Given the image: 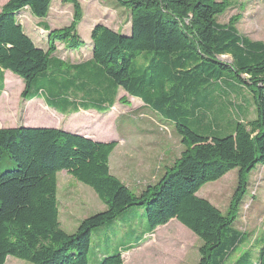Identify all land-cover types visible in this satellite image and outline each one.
<instances>
[{"label": "trees", "instance_id": "trees-1", "mask_svg": "<svg viewBox=\"0 0 264 264\" xmlns=\"http://www.w3.org/2000/svg\"><path fill=\"white\" fill-rule=\"evenodd\" d=\"M63 2L73 5L74 17L65 27L46 28V49L25 32L20 14L28 9L37 18H46L52 0H8L2 6L0 70L24 81L22 97L43 98L63 114L107 112L123 89L162 120L175 124L184 151L160 180L135 193L110 172L115 140L96 141L53 127H0V165L5 169L0 172V264L9 256L31 264H89L92 232L134 206L145 208L144 235L176 219L202 241L197 264H227L248 241L234 222L248 176L259 163L264 165V41L241 34L233 21L217 22V15L229 6L227 0H117L131 10L130 31L96 25L90 37L91 60L73 64L55 53L58 45L69 51L86 45L78 31L83 12L77 0ZM49 73V86L31 91L34 80ZM227 81L239 85L228 89L235 96L239 93L242 103L230 101L239 105L241 114L230 126L217 109L201 114L199 99L213 85ZM2 83L0 94L4 78ZM243 88L252 94L254 119L248 118L252 105L247 117L240 108L246 100L240 92ZM73 89L83 101L57 100L62 91L67 96ZM212 94L220 95L215 90ZM186 102L197 104L194 116L200 127L207 125L208 135L189 125ZM11 163L16 166L7 167ZM234 168L239 169L238 188L224 214L197 193ZM61 171L91 186L106 205L104 211L84 218L73 234L65 232L59 221ZM144 240L97 264H123L122 254ZM256 250V257L246 251L235 264H264V238Z\"/></svg>", "mask_w": 264, "mask_h": 264}, {"label": "rangeland", "instance_id": "rangeland-1", "mask_svg": "<svg viewBox=\"0 0 264 264\" xmlns=\"http://www.w3.org/2000/svg\"><path fill=\"white\" fill-rule=\"evenodd\" d=\"M7 1L0 0V9ZM77 1L83 12V18L78 27L83 40L90 39V28L96 24L105 25L115 31H130L131 10L119 6L117 0ZM227 2L229 6L223 13L217 15V22L229 24L233 21L241 34L253 40L264 41V0H227ZM29 15H23L21 19L25 31L39 46H46L48 34L46 28H62L71 24L74 8L72 4L64 3L63 0H52L50 15L46 19L37 18L33 14ZM57 54L59 59L60 56L64 57L70 63L91 58V54L85 50L76 54L71 52ZM3 72L0 70V87L4 77L7 78L8 86L0 97L1 126L39 123L55 127L68 123L71 127H77L90 136L116 138L117 145L110 158V170L131 187H139L145 181L153 179L158 168H163L167 164L173 165L184 151V145L174 123L165 122L151 109L145 107L141 101L132 98L122 90L115 105L108 112L96 114L97 110H81L61 117L52 109L49 110L43 100L25 101L22 97L24 85L18 79L19 77L16 78L17 76L11 71ZM49 72H53V65ZM51 78L50 73L40 75L34 80L31 91L42 85L49 86ZM228 86L234 88L239 85L232 81H227L226 84L217 83L208 89L209 94L200 95L199 99L201 114L208 109L210 111L217 109L216 112L222 114L225 125L230 126L235 117H241L238 108L242 103H240V94L237 93V96L230 94ZM214 90L219 91L220 95L212 94ZM240 92L243 99H246L240 107L243 115L248 116L247 108L252 105L248 118H256L252 94L244 88L240 89ZM63 93L57 98L61 100V103H63L62 100H70V98L83 101L82 94H76L75 90L67 93V96ZM224 93L225 96H223ZM230 101H235L239 105L237 107L231 105ZM214 104L215 107H213ZM183 106L189 111V125L197 133L208 135L207 125L200 127L197 115L194 116L199 110L197 104L193 106L192 102H186ZM15 166L11 163L7 167ZM3 170L5 169L0 165V172ZM238 174V168L230 170L220 179L205 184L197 195L209 200L224 214L228 213L238 188ZM57 178L59 221L65 232L73 234L84 218L104 211L106 205L91 186L78 181L65 171L59 172ZM247 185V192L238 207L234 227L241 231L248 241L237 250L227 264H235L246 251H253L256 257L258 241L264 238V165L259 163L251 172ZM146 227L145 208L134 206L119 215L117 219L95 229L92 232L88 254L89 264H97L103 257L135 245L136 241L142 238ZM191 232L178 220H171L158 228L140 249L131 252H134L132 264H197L200 259L199 248L202 241ZM5 264L31 263L9 256ZM123 264H131L128 252H124Z\"/></svg>", "mask_w": 264, "mask_h": 264}, {"label": "crops", "instance_id": "crops-1", "mask_svg": "<svg viewBox=\"0 0 264 264\" xmlns=\"http://www.w3.org/2000/svg\"><path fill=\"white\" fill-rule=\"evenodd\" d=\"M52 8V7H51ZM1 10V9H0ZM51 11V10H50ZM29 14H31V12L28 10V9H25V10H23L22 12H21V14L20 15H22V16H20V23L22 24V25H24L23 24V20H22V22H21V19H22V17H23V15H29ZM49 15H50V12H49ZM48 15V16H49ZM30 16V15H29ZM47 16V17H48ZM31 17V16H30ZM46 17V18H47ZM32 18V17H31ZM46 18H43V19H46ZM33 19V18H32ZM97 25V24H96ZM96 25H93L92 26V28H90V35H89V37H91V31H92V29L96 26ZM24 28H25V26H23ZM79 27V26H78ZM130 28H131V22H130ZM25 30V29H24ZM79 31V30H78ZM117 31V30H116ZM26 33H27V31H25ZM28 34V33H27ZM80 34V33H79ZM29 35V34H28ZM30 36V35H29ZM31 37V36H30ZM32 38V37H31ZM33 39V38H32ZM34 40V39H33ZM85 42H86V45L82 48V49H80V50H78V51H69V50H67L66 48H64L62 45H58V50H57V52L55 53V55L56 56H58V52H62V53H68V52H71V54H76V53H79V52H81V51H83V50H85L86 52H88L89 54H91V58H92V42H91V40L89 39V40H84ZM34 42H35V40H34ZM36 43V42H35ZM37 44V43H36ZM38 45V44H37ZM39 46V45H38ZM40 47H43V48H47V45L46 46H40ZM64 51V52H63ZM68 51V52H67ZM91 58L90 59H87V60H81V61H79V62H73V64H78V63H83V62H86V61H89V60H91ZM60 59L61 60H64L65 62H67L65 59H64V57H61L60 56ZM70 63V62H69ZM11 75V74H10ZM12 76V75H11ZM17 76V75H16ZM14 77V76H13ZM16 78H18V76L16 77ZM19 80H21L22 81V83H23V85H24V89H25V83H24V81L21 79V78H18ZM7 86H8V82H7V78L6 77H4V89H3V91H2V93L4 92V90H6V88H7ZM124 91L123 89H119V91H118V95H117V98H118V96H119V94H120V91ZM24 91V90H23ZM125 92V91H124ZM2 93L0 94V97H1V95H2ZM125 93H127V92H125ZM128 94V93H127ZM129 95V94H128ZM131 96V95H130ZM132 98H134V99H136V100H138V101H141L140 99H138V98H136V97H133V96H131ZM117 98H116V100H117ZM25 101H32V100H43L44 102H45V100L43 99V98H34V99H26V98H23ZM142 102V101H141ZM46 103V102H45ZM116 103V102H115ZM142 104L145 106V107H148V106H146L143 102H142ZM47 105V104H46ZM115 105V104H114ZM48 106V105H47ZM49 107V106H48ZM113 108V107H112ZM111 108V109H112ZM149 108V107H148ZM50 109H52L54 112H56L58 115H60L61 117H65V116H68L69 114H73V113H78V112H80V111H78V112H71V113H69V114H63V113H61V112H59V111H57L56 109H54V108H51V107H49V110ZM150 109V108H149ZM94 111V110H93ZM108 112V111H107ZM98 112H96V114H97ZM105 113V112H104ZM99 114V113H98ZM100 114H103V113H100ZM20 126H25V127H50V126H54V125H47V124H20V125H16V126H10V127H20ZM0 127H4V126H1L0 125ZM53 128H59V129H63V130H66V131H71V132H75V133H79V134H82V135H84V136H86V137H89V138H92V139H94V140H96V141H103V142H108V141H112V140H115V141H117L116 140V138H112V137H103V136H90L89 134L87 135L86 133H83L82 131H80L79 130V128H77V127H71L68 123H66V124H63V125H59V126H55V127H53ZM113 153V152H112ZM112 155V154H111ZM110 158H111V156H110ZM111 163V161L109 162V164ZM170 166H172L171 164H167V165H165V166H163V168H158V170H156V172H157V174L155 175V176H153V179H151V180H149V181H145L144 183H142V185L141 186H139V187H131L129 184H127L124 180H122L121 178H119L118 176H116V177H118L125 185H127L132 191L133 190H135V191H137V192H139V193H141L143 190H145L146 189V187L148 186V185H151V184H154L155 182H157L158 180H160V178L165 174V172H166V170L170 167ZM154 169V168H153ZM110 172H111V170H110ZM67 173V172H66ZM112 173V172H111ZM59 174V173H58ZM114 175V174H113ZM57 177H58V175H57ZM154 178H155V181H154ZM57 194H58V191H57ZM58 199V198H57ZM173 220V219H172ZM176 220V219H175ZM170 222V221H169ZM166 225V224H165ZM183 225V224H182ZM164 225H162V226H159V227H157L151 234H146V235H142V239H145L142 243H140V245H138L137 247H135V248H132V249H130L129 251H127L128 253H129V255H130V260H131V264H132V258H133V253H131L132 251H135V250H138V249H140L146 242H147V240H149V238L150 237H152L153 235H154V233L156 232V230L158 229V228H160V227H163ZM182 227V226H181ZM184 228V227H183ZM185 229V228H184ZM192 233V232H191ZM123 255H124V253L122 254V257H123ZM8 259V258H7Z\"/></svg>", "mask_w": 264, "mask_h": 264}, {"label": "water", "instance_id": "water-1", "mask_svg": "<svg viewBox=\"0 0 264 264\" xmlns=\"http://www.w3.org/2000/svg\"><path fill=\"white\" fill-rule=\"evenodd\" d=\"M229 60H231V59H229Z\"/></svg>", "mask_w": 264, "mask_h": 264}]
</instances>
